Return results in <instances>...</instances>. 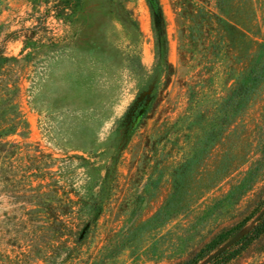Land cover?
Listing matches in <instances>:
<instances>
[{
	"label": "rangeland",
	"instance_id": "1",
	"mask_svg": "<svg viewBox=\"0 0 264 264\" xmlns=\"http://www.w3.org/2000/svg\"><path fill=\"white\" fill-rule=\"evenodd\" d=\"M159 3L170 71L148 0H0L26 123L0 145V264H202L256 225L264 0ZM213 264H264V235Z\"/></svg>",
	"mask_w": 264,
	"mask_h": 264
},
{
	"label": "trees",
	"instance_id": "2",
	"mask_svg": "<svg viewBox=\"0 0 264 264\" xmlns=\"http://www.w3.org/2000/svg\"><path fill=\"white\" fill-rule=\"evenodd\" d=\"M152 10V24L156 35V46L158 49V62L156 64V70H168L172 69V66L167 60V38H166V22L163 15L162 7L159 0H148ZM17 61L15 57H8L5 54L4 46L0 45V145H2L3 138L9 134L16 133L21 127L26 126L23 115L19 109L17 97L19 95L18 83L10 84L6 78L7 65ZM150 94V93H149ZM150 95H145L144 100ZM144 102V101H143ZM140 101L139 106L131 109L125 116L124 122H128L129 132H132L136 125L148 113L151 102L143 103ZM1 159V154H0ZM264 235V216L256 223L254 227L250 229L237 243L232 247L220 254L209 264H213L222 258L231 248L247 241H254ZM232 237V236H231ZM230 237V238H231ZM229 238V239H230Z\"/></svg>",
	"mask_w": 264,
	"mask_h": 264
},
{
	"label": "water",
	"instance_id": "3",
	"mask_svg": "<svg viewBox=\"0 0 264 264\" xmlns=\"http://www.w3.org/2000/svg\"><path fill=\"white\" fill-rule=\"evenodd\" d=\"M264 216V209L254 218L253 224H256L262 217ZM248 231L247 229H244L235 235H233L228 241H226L222 246H220L215 252L210 254L206 259L203 261L202 264H209L214 259H216L220 254H222L224 251L232 247L235 243H237Z\"/></svg>",
	"mask_w": 264,
	"mask_h": 264
}]
</instances>
